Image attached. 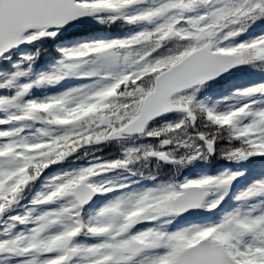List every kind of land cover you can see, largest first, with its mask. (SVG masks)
Segmentation results:
<instances>
[{"label": "snow or ice", "instance_id": "obj_1", "mask_svg": "<svg viewBox=\"0 0 264 264\" xmlns=\"http://www.w3.org/2000/svg\"><path fill=\"white\" fill-rule=\"evenodd\" d=\"M0 264H264V0H0Z\"/></svg>", "mask_w": 264, "mask_h": 264}]
</instances>
